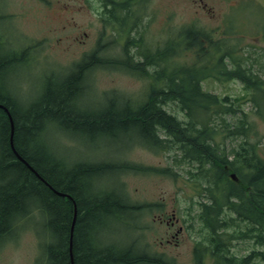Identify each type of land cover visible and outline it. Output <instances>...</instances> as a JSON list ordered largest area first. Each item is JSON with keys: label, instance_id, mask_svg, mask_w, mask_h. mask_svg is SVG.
<instances>
[{"label": "trees", "instance_id": "obj_1", "mask_svg": "<svg viewBox=\"0 0 264 264\" xmlns=\"http://www.w3.org/2000/svg\"><path fill=\"white\" fill-rule=\"evenodd\" d=\"M103 1L108 9L102 21L111 25L112 31L120 25L116 32L124 37L123 56L106 58L97 49L86 53L66 71L65 79L47 84L37 98L19 97L20 101L5 88V73L15 64H28V57L25 48L21 55L6 53L2 45L7 44L0 39V232L11 233L18 220L36 211L42 218L41 264H170L161 256L150 255L135 240L121 245L102 233L109 222L119 229L122 215L143 209L130 201L118 179V174L142 170L140 166L125 160H85L67 165L43 147V141L53 134L112 136L116 141L121 135L128 141L123 147L137 144L156 152L174 148L182 152L181 161L198 164L202 187L194 219L205 234L195 240V264H204L207 256L212 258L210 264H264V252L256 248L264 244V158L258 153L257 142L247 140L237 143L226 158L217 154L214 117L231 118L230 125L224 122L219 127L231 137L247 139L251 128L246 112L239 107L240 96L218 95L202 82L208 77L206 70L209 75L223 58H229L233 65L220 73L225 79H237L248 94L245 99L261 114L264 78L257 76L246 60L231 57L229 47L222 49L224 40L212 41L213 30L192 24L181 28L175 41L168 39L163 49L151 52L142 47L139 32L131 35L138 25L130 16L132 7L144 0ZM181 41L184 45L176 48ZM131 46L136 53L130 52ZM174 51L191 54V62H170L167 66V59L179 54ZM97 67L120 68L146 77L144 99L135 105L130 97L104 91L100 105L92 109L82 97L93 88L89 77ZM5 110L12 118L16 152L9 144L10 120ZM105 169L117 173L120 193L113 186L94 184L93 178ZM161 171L170 172L168 168ZM124 223L125 230L138 225L130 219ZM234 240L249 241L252 249L238 256L230 246Z\"/></svg>", "mask_w": 264, "mask_h": 264}, {"label": "rangeland", "instance_id": "obj_2", "mask_svg": "<svg viewBox=\"0 0 264 264\" xmlns=\"http://www.w3.org/2000/svg\"><path fill=\"white\" fill-rule=\"evenodd\" d=\"M101 2L0 0V39L7 44L2 45V50L21 55L24 46L28 57V64H15L5 73V88L19 100L37 98L47 84L65 79L66 71L86 53L97 49L98 54L106 58L122 57L124 37L116 32L120 25H116L113 31L111 25H104L101 9L104 3ZM130 16H134L138 23L131 35L136 36L139 32L143 38L142 47L145 45L151 52L163 49L168 39L175 41L178 31L192 24L213 30L212 41L224 40L222 49L229 47L231 57L241 62L246 60L252 71L264 78V0H144L132 7ZM225 30L228 34H224ZM183 45L181 41L176 48L181 49ZM129 49L137 52L133 46ZM174 52L180 55L167 59V66L170 62H191V54ZM211 63L215 65L214 61ZM227 65L233 63L225 57L209 75L205 71L208 77L202 82L207 90L218 95L241 97L239 107L246 112L244 117L251 132L247 139L231 137L228 132L219 130L224 122L230 125L231 118L214 117L217 123L214 134L215 147L218 145L216 152L225 157L237 143L247 140L257 142L258 153L264 158V109L261 114L256 113L253 103L245 99L248 94H244L240 82L224 78L220 70H226ZM89 79L93 88L82 98L92 109L94 105H100L104 91L130 97L136 105L144 99L148 88L146 77L131 75L120 68L97 67ZM117 137L116 141L112 136L89 138L53 134L43 141V147L67 165L85 160L110 163L125 160L140 166L142 170L118 174V179L130 201L140 204L143 209L122 215L118 220L119 229L109 222L102 231L103 235L121 245L135 240L150 255L161 256L170 264H195V240L201 237L200 234H205L199 221L194 219L202 187V172L198 164L186 159L181 161L182 152L174 148L156 152L137 144L123 147L128 144L124 141L126 137ZM164 168L170 172L163 173L161 170ZM115 176L117 173L114 171L102 170L93 178L94 184L113 186L120 193ZM127 219L138 223L136 229L125 230ZM18 221L12 236L0 242V264H41L42 254L38 245L42 224L40 214L33 211ZM249 243L234 240L230 246L233 252L242 256L252 249ZM256 248L264 252V244ZM211 259L207 256L204 264H210Z\"/></svg>", "mask_w": 264, "mask_h": 264}, {"label": "water", "instance_id": "obj_3", "mask_svg": "<svg viewBox=\"0 0 264 264\" xmlns=\"http://www.w3.org/2000/svg\"><path fill=\"white\" fill-rule=\"evenodd\" d=\"M9 116V120H10V133H9V140H10V147L13 148V142H12V135H13V124H12V118L10 117V114L7 110H5ZM17 154V153H16ZM231 176L233 177L234 175L231 174ZM75 208V206H74ZM74 218H75V211H74V217H73V221H72V226H71V229L73 227V222H74ZM72 262V261H71Z\"/></svg>", "mask_w": 264, "mask_h": 264}, {"label": "flooded vegetation", "instance_id": "obj_4", "mask_svg": "<svg viewBox=\"0 0 264 264\" xmlns=\"http://www.w3.org/2000/svg\"><path fill=\"white\" fill-rule=\"evenodd\" d=\"M104 2V1H103ZM101 4H102V2H101ZM104 8V9H103ZM101 9L103 10L102 11V15L104 16V11L106 10V9H108V6L105 4V2H104V4H103V6H101ZM6 231H1L0 232V242H2L3 243V240H4V237H5V235H6V233H5Z\"/></svg>", "mask_w": 264, "mask_h": 264}, {"label": "bare ground", "instance_id": "obj_5", "mask_svg": "<svg viewBox=\"0 0 264 264\" xmlns=\"http://www.w3.org/2000/svg\"><path fill=\"white\" fill-rule=\"evenodd\" d=\"M12 142H13V141H12ZM9 144H10V140H9ZM12 150L15 151V148L13 147ZM15 152H16V151H15ZM57 193H58V192H57ZM70 250H71V248H70V246H69V252H70Z\"/></svg>", "mask_w": 264, "mask_h": 264}]
</instances>
